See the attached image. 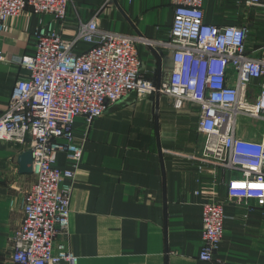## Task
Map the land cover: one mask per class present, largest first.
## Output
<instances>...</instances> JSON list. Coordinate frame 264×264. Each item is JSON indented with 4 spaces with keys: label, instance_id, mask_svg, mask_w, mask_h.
<instances>
[{
    "label": "crops",
    "instance_id": "1",
    "mask_svg": "<svg viewBox=\"0 0 264 264\" xmlns=\"http://www.w3.org/2000/svg\"><path fill=\"white\" fill-rule=\"evenodd\" d=\"M104 2L70 0L63 36L74 37L81 20L98 14L105 30L168 37L174 20L171 0ZM204 7L210 23L250 24V47L263 41L259 30L264 11L248 13L235 0H206ZM50 20L49 14L30 7L8 19L0 41L5 55L0 63L1 111L16 82L29 74L16 58L34 53L36 30ZM90 47L81 42L76 52ZM139 54L142 75L157 84L174 68L171 50L140 45ZM199 112L200 105L191 100L177 109L168 94L140 98L130 92L90 126L76 117L74 133L84 151L74 180L68 233L55 243L64 241L79 257L78 264H264V206L229 198L233 173L211 164L200 169L191 157L201 153L205 141ZM262 132L253 121L240 136L258 140ZM27 150L28 144L0 139V264H19L11 259V240L24 218V194L36 181L33 173L20 171L19 157ZM56 166L74 168L64 152ZM210 200L224 203L226 218L215 259L204 261L199 257L203 206Z\"/></svg>",
    "mask_w": 264,
    "mask_h": 264
},
{
    "label": "built area",
    "instance_id": "2",
    "mask_svg": "<svg viewBox=\"0 0 264 264\" xmlns=\"http://www.w3.org/2000/svg\"><path fill=\"white\" fill-rule=\"evenodd\" d=\"M235 1L248 13L264 11V0ZM171 2L173 24L168 37L159 40L105 30L98 14L81 20L75 36L65 38L70 0H0V41L8 19L27 7L51 16L36 30L34 53L16 58L29 74L16 82L7 108L0 110V139L29 145L36 178L24 194V218L12 236L13 262L79 263L64 241L55 243L68 233L74 180L84 151L74 133L75 118L82 116L90 126L130 92L140 98L168 94L177 109L186 100L198 103V127L205 141L192 159L200 169L211 164L233 173L229 198L264 206V38L250 47V24L208 22L206 0ZM81 42L91 47L76 52ZM140 45L173 52L174 68L162 83L142 75ZM4 60L0 45V63ZM241 116L263 121L260 139L240 136ZM60 152L74 168L56 166ZM225 218L222 201L204 204L201 260L215 259Z\"/></svg>",
    "mask_w": 264,
    "mask_h": 264
},
{
    "label": "water",
    "instance_id": "3",
    "mask_svg": "<svg viewBox=\"0 0 264 264\" xmlns=\"http://www.w3.org/2000/svg\"><path fill=\"white\" fill-rule=\"evenodd\" d=\"M20 171L23 173H33V156L32 151L27 150L19 157Z\"/></svg>",
    "mask_w": 264,
    "mask_h": 264
},
{
    "label": "rangeland",
    "instance_id": "4",
    "mask_svg": "<svg viewBox=\"0 0 264 264\" xmlns=\"http://www.w3.org/2000/svg\"><path fill=\"white\" fill-rule=\"evenodd\" d=\"M259 31L264 32V25H263V27L260 28ZM255 34H257V33H255ZM252 35H253V33H252ZM250 37H251V36H250ZM252 37H253V36H252ZM252 37H251V38H252ZM251 38H250V39H251ZM253 121H254L255 126H256L257 128L262 129V127H263V121H261V120H253V119H250V118H248V117L241 116V117L239 118L240 131L242 132V131H244V130H248V128H251V127H252V124H253ZM244 128H246V129H244ZM242 129H243V130H242Z\"/></svg>",
    "mask_w": 264,
    "mask_h": 264
}]
</instances>
